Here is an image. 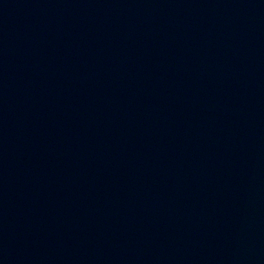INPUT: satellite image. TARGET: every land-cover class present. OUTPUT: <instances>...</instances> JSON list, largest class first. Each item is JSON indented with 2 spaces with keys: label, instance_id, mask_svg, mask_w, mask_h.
Here are the masks:
<instances>
[{
  "label": "water",
  "instance_id": "obj_1",
  "mask_svg": "<svg viewBox=\"0 0 264 264\" xmlns=\"http://www.w3.org/2000/svg\"><path fill=\"white\" fill-rule=\"evenodd\" d=\"M0 264H264V0H0Z\"/></svg>",
  "mask_w": 264,
  "mask_h": 264
}]
</instances>
